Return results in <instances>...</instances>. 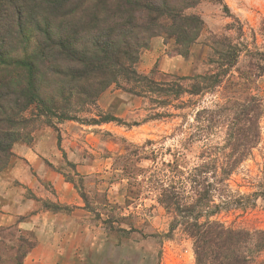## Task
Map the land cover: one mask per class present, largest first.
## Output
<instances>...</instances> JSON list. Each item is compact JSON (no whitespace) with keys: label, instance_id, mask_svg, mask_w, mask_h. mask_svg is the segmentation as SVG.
Instances as JSON below:
<instances>
[{"label":"trees","instance_id":"trees-1","mask_svg":"<svg viewBox=\"0 0 264 264\" xmlns=\"http://www.w3.org/2000/svg\"><path fill=\"white\" fill-rule=\"evenodd\" d=\"M214 1L228 11L224 0ZM199 3L0 0V173L9 165L13 146L32 141L37 124H50L52 118L87 123L80 113L117 84L123 70L128 84L146 82L149 89L138 91L135 82L131 92L152 93V102L163 109L151 120H186V111H193L186 144L202 143L195 160H187L184 147L174 162L163 163L143 180L156 187L157 202L171 219V234L181 230L190 238L196 264H260L264 231L235 228L217 218L252 208L246 201L260 196L233 190L232 180L261 142L262 100L242 96V88L264 77V47L256 44L250 50L228 37L214 36L204 44L210 55L203 73L158 83L136 69L141 50L158 33L175 36L182 56L192 54L204 36L205 22L188 10ZM244 53L248 70L240 67ZM207 95L217 100L202 105ZM33 107L39 113L26 116ZM90 121L117 120L102 116ZM220 131L223 143L216 144Z\"/></svg>","mask_w":264,"mask_h":264},{"label":"rangeland","instance_id":"rangeland-1","mask_svg":"<svg viewBox=\"0 0 264 264\" xmlns=\"http://www.w3.org/2000/svg\"><path fill=\"white\" fill-rule=\"evenodd\" d=\"M224 4L228 11L214 0H200L188 10L205 22L204 36L188 58L175 36L158 33L140 52L138 73L158 83L203 73L210 55L204 44L214 36L250 50L256 44L264 47V0ZM241 61L240 67L248 70L245 53ZM127 80L121 70L117 84L80 113L87 123L52 118L50 124L36 125L30 143L13 146L9 165L0 173V264H196L192 241L181 230L171 234V219L157 202L156 187L143 182L163 163L174 162L184 147L187 160H195L202 143L186 144L193 111H186V120H151L163 109L152 102V93L129 90L136 82L138 91L148 92L146 82ZM244 92L242 96L262 100V137L233 177L232 187L260 196L246 201L252 208L224 212L217 219L235 228L264 231V77L252 79ZM215 100L207 95L200 102L210 105ZM38 113L33 107L26 116ZM102 116L117 121H90ZM223 139L220 131L215 143Z\"/></svg>","mask_w":264,"mask_h":264}]
</instances>
